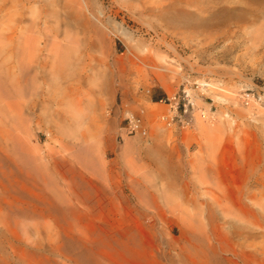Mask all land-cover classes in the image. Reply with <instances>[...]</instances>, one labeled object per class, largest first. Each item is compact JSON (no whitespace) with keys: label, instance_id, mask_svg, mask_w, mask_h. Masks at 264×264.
<instances>
[{"label":"rangeland","instance_id":"obj_1","mask_svg":"<svg viewBox=\"0 0 264 264\" xmlns=\"http://www.w3.org/2000/svg\"><path fill=\"white\" fill-rule=\"evenodd\" d=\"M0 264H264V0H0Z\"/></svg>","mask_w":264,"mask_h":264},{"label":"built area","instance_id":"obj_2","mask_svg":"<svg viewBox=\"0 0 264 264\" xmlns=\"http://www.w3.org/2000/svg\"><path fill=\"white\" fill-rule=\"evenodd\" d=\"M242 98L246 105H253L262 99L260 93L255 91H244ZM161 102L169 105L168 113L162 114V119L167 125L177 123L179 127H185L191 124L196 104L189 89L184 87L182 91L161 99ZM207 115L205 111H201L202 117L206 118ZM124 120L123 130L126 134L146 135L149 132V123L142 113L128 109Z\"/></svg>","mask_w":264,"mask_h":264},{"label":"bare ground","instance_id":"obj_3","mask_svg":"<svg viewBox=\"0 0 264 264\" xmlns=\"http://www.w3.org/2000/svg\"><path fill=\"white\" fill-rule=\"evenodd\" d=\"M176 4V3H175ZM221 11H223V10H219V11H216V12H214V13H212V15H211V17L210 18H208V19H206L205 21H204V23H213V22H215V21H218L219 20V16L221 15ZM151 12H153V11H151ZM173 18V17H172ZM198 19V18H197ZM172 20V19H171ZM174 21V20H173ZM186 21V20H185ZM188 21V20H187ZM197 22V21H196ZM189 23V22H188ZM32 48V47H31ZM33 50V49H32ZM32 52V51H31ZM31 56H32V54H31ZM34 56V55H33ZM32 58H34V57H32ZM34 59H36V58H34ZM31 60V59H30ZM32 61L33 60H31V62L30 63H32ZM30 63H29V66H30ZM35 63V62H34ZM32 65V64H31ZM28 66V67H29ZM27 67V68H28ZM27 70H29V69H27ZM206 85L208 84V83H205ZM162 164L164 165V166H169V164L167 163V162H162Z\"/></svg>","mask_w":264,"mask_h":264},{"label":"trees","instance_id":"obj_4","mask_svg":"<svg viewBox=\"0 0 264 264\" xmlns=\"http://www.w3.org/2000/svg\"><path fill=\"white\" fill-rule=\"evenodd\" d=\"M161 98H162V97H160L159 95L154 96V100H155V101H159Z\"/></svg>","mask_w":264,"mask_h":264}]
</instances>
